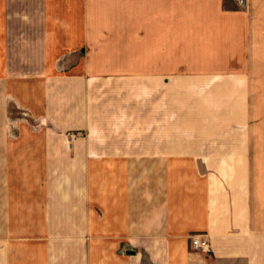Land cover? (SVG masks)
<instances>
[{"label":"crops","instance_id":"1","mask_svg":"<svg viewBox=\"0 0 264 264\" xmlns=\"http://www.w3.org/2000/svg\"><path fill=\"white\" fill-rule=\"evenodd\" d=\"M237 1L0 0V264H264V0Z\"/></svg>","mask_w":264,"mask_h":264},{"label":"built area","instance_id":"2","mask_svg":"<svg viewBox=\"0 0 264 264\" xmlns=\"http://www.w3.org/2000/svg\"><path fill=\"white\" fill-rule=\"evenodd\" d=\"M237 3L240 7L245 6V2L243 0H238ZM190 241L192 247L196 250L206 251L209 247L208 240L200 235L191 236Z\"/></svg>","mask_w":264,"mask_h":264},{"label":"rangeland","instance_id":"3","mask_svg":"<svg viewBox=\"0 0 264 264\" xmlns=\"http://www.w3.org/2000/svg\"><path fill=\"white\" fill-rule=\"evenodd\" d=\"M238 4V3H237ZM239 6V5H238ZM240 7V6H239ZM258 132H264V126H259ZM75 133V132H74ZM72 133V135L74 134Z\"/></svg>","mask_w":264,"mask_h":264}]
</instances>
